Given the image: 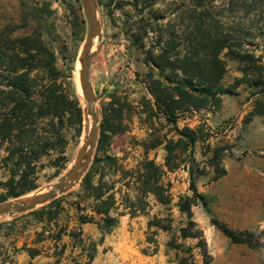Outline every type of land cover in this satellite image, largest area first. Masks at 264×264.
Instances as JSON below:
<instances>
[{"label":"rangeland","instance_id":"rangeland-1","mask_svg":"<svg viewBox=\"0 0 264 264\" xmlns=\"http://www.w3.org/2000/svg\"><path fill=\"white\" fill-rule=\"evenodd\" d=\"M95 1L101 21L102 40L97 44L101 45L99 50L97 47L91 49L96 54L91 61L90 81L99 115V140L103 132L107 135L103 148L98 152L99 156H116L119 163L127 168L136 166L145 157L155 159L164 166L167 141L180 137L175 128H192L199 139L192 149L184 153L178 146L174 163H179V167L169 171L164 166L167 171L163 180L172 182L174 200L171 205H162L151 196L147 215L131 217L125 213L109 233H103L93 223L85 227L87 243L97 245L94 264H178V255H183V252L168 247L167 243L172 237L184 243V250L188 251L186 255H193L194 264H205L200 249L196 247L197 239L179 237V230L186 225L187 216L179 211L177 202L180 196L193 195L192 179L198 191L208 199V209L199 200L193 211L207 239L211 264H264V98L255 94L263 84L244 81L233 87V92L224 94L219 105L180 113L176 122L170 123L164 115L152 111L150 106L154 99L149 83L152 76L159 78L160 71L158 68L152 69L147 63L145 51L135 44L131 32H128L131 24L136 29L138 19L136 9L127 2L131 0ZM168 1L159 0L157 6H167ZM250 19H245L246 23L250 24ZM258 25L262 29L254 31L255 36L248 40L251 45L244 48L262 57L264 63V18ZM33 30L40 31L46 44L54 51L58 81L63 83L70 98L77 97L80 100L83 121L85 117L87 123L89 112L78 85L79 63L88 34V21L82 1L0 0V37L12 31L14 36H22ZM243 67L244 63L228 60V72L222 85L231 87L235 84L244 75ZM42 77V74L39 75L40 79ZM69 116H66L64 124L68 140L66 159H57L58 152L42 157L35 175L36 187L19 196L44 191L73 167L85 132L83 123L81 133L77 134L74 118ZM158 139L162 142L159 146L146 150ZM223 145L228 147L221 159V166L226 172L217 176L212 150ZM97 151L98 145L93 160ZM4 154L2 149V181L9 178L7 169L1 163ZM120 176L121 172H118L116 179ZM110 178V175L106 176V180ZM122 183L117 182L116 189L121 188L124 193L126 188ZM79 189L80 182L58 194L57 197L66 195L64 218L71 215L72 208L68 202L75 199L74 193ZM6 192V187H0V200ZM130 193L133 196L136 192L130 190ZM15 197L18 196L5 200ZM119 211H124L123 206ZM29 212L0 217V246L4 247L8 255L2 264L54 262L49 256L52 250L47 248L52 244L50 240L42 243L44 253L33 259L21 249L26 242L31 245V241L36 238V230H41L42 224H37L35 216ZM169 214L172 217L170 231L148 227L149 219L155 215L168 217ZM213 217L235 230H253L263 239V246L251 248L232 242L212 223ZM15 218H18V222L11 230L9 223ZM61 264L68 263L64 261Z\"/></svg>","mask_w":264,"mask_h":264},{"label":"trees","instance_id":"trees-1","mask_svg":"<svg viewBox=\"0 0 264 264\" xmlns=\"http://www.w3.org/2000/svg\"><path fill=\"white\" fill-rule=\"evenodd\" d=\"M127 2L134 6L138 18L136 29L131 24L128 32L135 44L145 51L147 63L160 71L159 78L152 76L149 83L154 99V105L150 102L152 111L174 123L180 113L219 105L224 94L233 92L232 88L244 81L263 84L255 94L264 98L263 58L244 48L251 45L248 40L255 36L254 31L262 29L258 23L264 18V0H169L167 6H157L159 0ZM247 18H252L250 24L246 23ZM228 60L245 64L243 77L231 87L222 85L228 72ZM57 76L55 53L40 31L33 30L22 36H14L12 31L0 37V151H5L1 163L9 173L6 181L0 180V187L7 188L0 201L36 187L35 175L42 157L58 152L57 159H66L68 140L64 124L68 114L74 118L77 134L82 131L80 100L70 98ZM175 129L180 137L169 139L165 145L164 166L169 171L180 165L174 163L178 146L184 153L199 139L192 128ZM106 136L103 132L97 154L80 181V189L74 193L75 199L68 202L72 208L68 218L63 216L65 194L29 212L35 216L37 224H42L31 245L26 242L21 248L32 259L44 250L39 246L41 242L50 240L52 244L47 248L52 250L49 256L54 262L48 264H61L64 260L68 264H93L97 245L87 243L84 224H96L106 234L119 224L120 216L125 213L131 217L147 215L151 196L162 205L172 204V182H164L167 171L164 166L145 157L136 166L127 168L116 156H99ZM161 143L158 139L146 150ZM226 149L228 147L223 145L212 150L217 176L226 172L221 166ZM118 172L121 176L116 179ZM107 175L111 176L109 180H106ZM117 182H123L124 193L121 188L116 189ZM191 188L193 195L180 196L177 202L179 211L187 216L179 237L197 239L196 247L204 263L211 264L207 239L193 211L199 200L208 209V199L198 191L194 179ZM130 190H135V195L132 196ZM121 206L124 211H119ZM211 221L234 243L251 248L263 246V239L253 230H235L216 217ZM17 222L15 218L9 223L11 230ZM148 227L170 231L172 217L155 215L149 219ZM167 245L183 252L178 255V264H194L193 255H186L184 243L172 237ZM3 248L0 246V264L8 256Z\"/></svg>","mask_w":264,"mask_h":264},{"label":"water","instance_id":"water-1","mask_svg":"<svg viewBox=\"0 0 264 264\" xmlns=\"http://www.w3.org/2000/svg\"><path fill=\"white\" fill-rule=\"evenodd\" d=\"M88 21V34L81 54V69L80 79L83 97L88 104V112L93 117L91 126L85 121L84 117V132L86 137L81 144L77 159L73 167L62 176L57 182L51 184L46 191H37L32 195L18 196L13 199L0 202V217L22 214L36 209L38 206H43L55 199L58 194L64 193L80 182L87 173L93 161L94 153L99 143L100 126L99 115L96 107V97L90 81V67L93 56L96 52L91 49L94 40H102L101 21L95 0H81ZM100 44L97 45V50L100 49Z\"/></svg>","mask_w":264,"mask_h":264},{"label":"bare ground","instance_id":"bare-ground-1","mask_svg":"<svg viewBox=\"0 0 264 264\" xmlns=\"http://www.w3.org/2000/svg\"><path fill=\"white\" fill-rule=\"evenodd\" d=\"M95 42H94V45H93V50L97 47L96 45L98 44V40H94ZM80 68H81V64L79 63V82H78V85H79V89H80V92L83 94V92H82V88H81V79H80ZM85 105H86V108H88V104L86 103V101H85ZM88 116H89V121H87V123L89 124V126H91V124H92V121H93V117H92V115L90 114V112H89V114H88ZM86 132L84 133V135H83V137H84V139H85V137H86ZM83 139V140H84ZM49 188V187H48ZM48 188L47 189H44V191H46V190H48Z\"/></svg>","mask_w":264,"mask_h":264},{"label":"crops","instance_id":"crops-1","mask_svg":"<svg viewBox=\"0 0 264 264\" xmlns=\"http://www.w3.org/2000/svg\"><path fill=\"white\" fill-rule=\"evenodd\" d=\"M87 225H92V224L87 223V224H84V225H83L84 235H85V227H86ZM42 243H43V242H41V244L39 245L41 248H42ZM43 253H44V251H42V253L39 254V255H42ZM96 255H97V254H96ZM51 258H52V257H51ZM95 258H96V256H95ZM64 261H66V260H64ZM64 261H63V262H64ZM95 261H96V259H94L93 264L95 263Z\"/></svg>","mask_w":264,"mask_h":264}]
</instances>
